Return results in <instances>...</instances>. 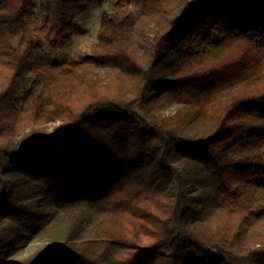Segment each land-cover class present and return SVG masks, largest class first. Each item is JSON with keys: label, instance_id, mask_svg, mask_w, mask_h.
I'll return each instance as SVG.
<instances>
[{"label": "trees", "instance_id": "16d2710c", "mask_svg": "<svg viewBox=\"0 0 264 264\" xmlns=\"http://www.w3.org/2000/svg\"><path fill=\"white\" fill-rule=\"evenodd\" d=\"M0 264H264V0H0Z\"/></svg>", "mask_w": 264, "mask_h": 264}, {"label": "rangeland", "instance_id": "374dc122", "mask_svg": "<svg viewBox=\"0 0 264 264\" xmlns=\"http://www.w3.org/2000/svg\"><path fill=\"white\" fill-rule=\"evenodd\" d=\"M133 8H137L138 0H129ZM109 2L103 1L93 10L87 24V34L79 36L59 49L46 48L55 62L78 61L91 54L92 46L96 42L102 9L109 10ZM48 47V46H47Z\"/></svg>", "mask_w": 264, "mask_h": 264}]
</instances>
